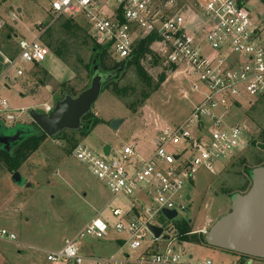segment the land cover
Returning a JSON list of instances; mask_svg holds the SVG:
<instances>
[{"label": "rangeland", "instance_id": "374dc122", "mask_svg": "<svg viewBox=\"0 0 264 264\" xmlns=\"http://www.w3.org/2000/svg\"><path fill=\"white\" fill-rule=\"evenodd\" d=\"M197 1L179 0V7L194 9ZM263 1L249 0L248 7L253 24L264 40ZM50 2L0 0V96L9 105L22 92L18 85L25 79L29 83L28 90H40L34 97L37 106L34 111H42L44 103L53 107L55 101L66 93L71 96L80 94L90 82L92 47L97 45L92 31L83 20L49 16ZM20 39L39 40L50 54L41 64L20 65L24 76L13 82V74L10 73L14 70L6 69L2 56L14 59ZM110 60L116 61L112 56ZM8 84L9 90L4 87ZM188 86L186 80L175 76L172 68L164 66L156 56L145 55L134 63H128L119 79L104 87L93 106L90 118L105 125L98 124L88 135L64 132L55 139L46 137L29 155L18 172L30 187H19L11 181L13 173L8 171L0 156V228L12 230L16 236L15 243L0 240V254L11 262L17 254L16 245L21 242L26 246L19 259L22 264H28V260L35 257L38 264H50L45 259V252L60 250L65 237L77 236L93 218L103 219L113 226L116 219L111 216L109 208L124 211L131 200L110 194L85 165L75 160L74 149L78 145L84 146L100 156L105 147H109L113 154L136 142L138 152L145 156L152 149L156 121L163 119L175 125L187 116L190 100L196 99L194 95L191 98ZM185 91L190 95L188 100L180 96ZM246 101L241 100L242 108L231 120L244 125V148L228 162L216 165L214 176L205 170L198 171L193 183L184 187L185 193L191 196L188 208L179 213L171 224L165 225L166 219L162 216L152 222L163 226L164 234L171 237V243L177 244L184 259L191 255L198 262L234 264L239 258L202 243L179 242L174 225L186 221L190 234L205 238L209 227L229 211L230 197L249 189V172L264 167V98L253 101L250 107ZM2 119L0 122L4 127L11 129L0 128L6 135L19 133L22 136L21 129H16L18 126L36 130L28 112L16 123H4ZM112 121H119L117 129H111ZM115 235L102 240H80L79 251L88 256L79 252L82 264H138L140 255L153 239L147 235L142 247L131 251L123 242L114 241L116 238L123 240L125 236ZM162 241L158 240L159 247L168 243ZM82 242L89 244L81 245ZM35 248L41 250L38 252Z\"/></svg>", "mask_w": 264, "mask_h": 264}, {"label": "built area", "instance_id": "2783aa9c", "mask_svg": "<svg viewBox=\"0 0 264 264\" xmlns=\"http://www.w3.org/2000/svg\"><path fill=\"white\" fill-rule=\"evenodd\" d=\"M248 4L249 0H198L193 9L179 7V0H51L49 16L83 20L97 45L106 47L117 62L131 59L137 45L151 39V54L186 80L191 98L196 99L190 100L183 121L156 131L145 156L138 152L136 142L113 154L109 149L106 156L80 145L74 149L75 160L110 194L131 201L124 211L109 208L116 219L113 226L93 218L74 239L64 241L60 250L45 252L48 263L82 264L80 240H102L114 233L125 236L124 245L131 251L140 249L147 235L153 238L138 264H212L195 261L191 255L184 259L177 244L170 241L159 247L160 238L155 239L147 225L162 228L152 222L164 217L163 210L174 211L177 217L185 212L191 202L186 184L193 183L199 170L214 176L216 165L228 162L246 144L244 125L231 120L241 110L242 99L250 107L264 98V40ZM17 50L12 60L2 57L6 69L18 77L23 75L20 65L41 64L50 54L36 39H20ZM190 95L185 91L180 96L188 100ZM51 109L42 105L43 113ZM25 112L12 110L0 98L4 123H16ZM170 222L166 219L165 225ZM0 240L14 243L16 236L0 229ZM237 256L234 264H264V260Z\"/></svg>", "mask_w": 264, "mask_h": 264}, {"label": "water", "instance_id": "95a60500", "mask_svg": "<svg viewBox=\"0 0 264 264\" xmlns=\"http://www.w3.org/2000/svg\"><path fill=\"white\" fill-rule=\"evenodd\" d=\"M116 74L103 73L94 61L88 87L77 96L64 94L60 100L55 101L48 113L29 110L28 116L47 138L55 139L64 132L79 133L87 128L83 119L91 112L98 101L103 86L113 81ZM119 121L110 123L111 129H117ZM0 128L4 127L0 122ZM15 129V128H14ZM22 136L4 134L0 129V151H11L26 137L35 133V129L18 126ZM18 132V131H17ZM109 147L103 149L106 156ZM250 187L243 194H234L230 197L229 211L219 217L205 232L207 247L218 249L235 255L264 260V167H257L249 172ZM11 181L19 187H30L25 184L19 172L11 176ZM162 215L172 221L177 217L176 212L163 210ZM191 221L189 220L188 223ZM148 231L155 239L169 241L170 236L164 234L161 227L147 225Z\"/></svg>", "mask_w": 264, "mask_h": 264}, {"label": "trees", "instance_id": "16d2710c", "mask_svg": "<svg viewBox=\"0 0 264 264\" xmlns=\"http://www.w3.org/2000/svg\"><path fill=\"white\" fill-rule=\"evenodd\" d=\"M263 5H264V1H263ZM150 40L151 39H147L140 42L137 45V48L131 59L118 61V62L110 60V55L106 47L94 45L92 47V58H91V63L89 65V72L91 73L92 64L95 61L103 73H107V74L117 73L118 75L113 81L118 80L120 75L124 72L125 66L128 63H134L136 62V60L143 58L145 55L151 54L148 48L149 45L148 43L150 42ZM108 83H106L103 86L102 91ZM73 95L76 96L77 94H73ZM83 121L87 124V128L84 131L78 133L81 135H88L95 126H97L98 124H102V121L92 120L90 118V113L83 119ZM45 138L46 136L39 129H36L33 135L26 137L15 148H12L11 151L7 152L1 150L0 156L3 158V161L8 171L12 173L18 172L20 166L27 160L30 154L35 152L40 147L42 141ZM262 139L264 141V133L262 135ZM174 229L177 232V240L179 242L202 243L206 245L203 236L201 235L196 236L195 234H190L191 230L190 227L187 225L186 221H182L181 223L174 225Z\"/></svg>", "mask_w": 264, "mask_h": 264}, {"label": "crops", "instance_id": "0c3cea01", "mask_svg": "<svg viewBox=\"0 0 264 264\" xmlns=\"http://www.w3.org/2000/svg\"><path fill=\"white\" fill-rule=\"evenodd\" d=\"M2 73V72H1ZM0 73V74H1ZM8 74V71H7V73H6V75ZM10 74H13V78L11 79V80H13V82H16L17 81V78H20V77H23L24 76V73H23V75L22 76H16V74L14 73V72H12L11 71V73ZM9 76H11V75H9ZM2 79L0 78V81H1ZM28 82L26 81V79L25 80H22V81H20V83H19V88H20V90L22 91L21 93H20V95L18 96V98H16V100H14V103L12 104V105H9V103H8V105H9V107L12 109V110H20V109H23V110H27V111H29V110H33L34 108H36L37 106L34 104V97H35V94H37V92H39L40 90H38V91H35V92H33V91H31V90H28ZM8 86H10V84H8V85H4V87L5 88H7V90H9L10 88L8 87ZM26 91V92H25ZM0 98H1V96H0ZM3 99V98H2ZM31 101V102H30ZM44 104H47V103H44ZM190 107V106H189ZM188 111V110H187ZM1 116L2 115H0V118H1ZM21 118V117H20ZM104 121V120H103ZM100 125H105V124H100ZM165 125H171L170 124V122H166L165 120H163L162 119V121L161 120H159V121H156L155 122V125H154V127L155 128H153V130L155 129V134H156V131L158 130V129H160L162 126H165ZM155 134H154V136H155ZM89 222H87L86 223V225L88 224ZM0 229H4V228H0ZM8 231H10L11 233H13L12 232V230H8ZM76 237V236H75ZM75 237H73V238H69V237H65L64 239H63V242H62V246L61 247H63V244H64V241H66V240H72V239H74ZM110 238V237H116V235L114 234V233H110L106 238ZM105 238V239H106ZM114 241H119V242H123V240H121V239H118V238H116V239H114ZM15 243V242H14ZM83 244H81V245H86V244H89V243H84V242H82ZM123 245H124V242H123ZM17 254L16 255H14V258H13V260H11V262H8V260H6V258L4 257V255H2V254H0V264H22L20 261H19V259L23 256V254H24V248L26 247L23 243H17ZM121 247V246H120ZM38 252H39V250H41V249H39V248H35ZM55 252V251H54ZM80 252V251H79ZM81 253V255L82 256H86L85 254H84V252L83 251H81L80 252ZM94 256V255H93ZM86 257H88V256H86ZM37 257H35V259H29L28 260V264H38V262H37ZM50 264H60V263H50Z\"/></svg>", "mask_w": 264, "mask_h": 264}]
</instances>
